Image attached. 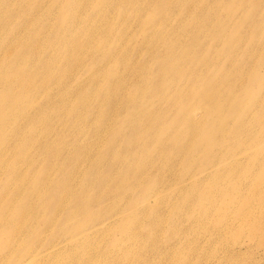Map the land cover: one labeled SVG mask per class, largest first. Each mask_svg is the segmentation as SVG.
<instances>
[{
  "label": "rangeland",
  "instance_id": "1",
  "mask_svg": "<svg viewBox=\"0 0 264 264\" xmlns=\"http://www.w3.org/2000/svg\"><path fill=\"white\" fill-rule=\"evenodd\" d=\"M98 1L100 2L97 3ZM113 1L103 3L102 0H97V2H95V0H86L87 4L84 3L85 5L82 10H79L81 12L80 19L84 21L95 19L97 13L99 14L102 12L103 16H105L107 20H111L112 22L116 21L117 23L122 20L123 22L124 18L126 20V16L123 17V15H119V10L117 7H114V9L111 10V8L114 6ZM0 2H2V0H0ZM50 2L51 0H40L39 2H34L32 0H29L28 2L20 1L17 4L18 8L13 9L14 16L11 21H7V17L1 15L2 20H6L4 23L2 20H0V29L2 28L4 30L3 36L5 37V43H8V41L11 40V32L19 36L24 35V27L27 26V20L34 16L41 20V16H46L49 12L52 13V15L46 16L45 19L54 17L55 22L53 24L48 22L44 23L43 25V27H45V31L49 35L52 34L53 27L59 19L64 22H69V19L66 16H63V12H61L57 7L55 8L56 5ZM156 2V0H145L142 1V3H140L139 0H136V2H130V0H120V5H118L119 7L125 4L137 8L139 12H137V14L128 15V21L126 24H124V26L119 27L117 29L118 31L114 32V29L109 27L110 31L115 33L110 36L112 38L110 41L111 44L118 33L122 34L123 43L115 50H117L119 53V59L122 57V55H124L125 58L119 67V71L123 77V88L121 87L120 89L119 87L115 91L113 99L116 102L119 100V98H124L128 95L135 96V103L129 104V106L125 107L127 109H124L126 117L130 111L135 108L141 109L146 107L148 109L156 108L157 110V107H160L162 104L160 95L156 94L154 89L158 85H162L161 87L166 85L170 87V89L180 90L182 95L187 94V96H197L198 93H202V90L204 91L206 89L207 84L213 85L212 88L214 87V89H217H211V91H214L208 96L206 100H204V103L207 102L210 104H217V106L220 107L219 111L215 115V118L219 116L221 112L226 115L230 114L232 109L234 110L233 114L231 113L233 115L234 121H239V118H241V120H245V118L250 119V115H253V112L255 113L252 117L258 115L257 113L260 111L263 112L264 96H262L261 92L264 94V0H199V9L203 10L198 12L200 16L203 17L205 15H212L214 17H211L208 28L206 32L203 33L205 35L202 42L198 46L194 47L191 52L189 51L191 40L193 39L194 33L195 36L196 34L200 33V28H196L192 35H186L185 29H187L188 26H186L184 30L181 29L180 31L179 28H177L178 22H176L175 19L167 20L165 22V30L163 31V35L170 37L173 36L175 31L178 35H180L168 41V43L176 47L175 53L178 56L169 59L166 63L167 66L170 67L169 77L166 75L157 77L155 75V63L159 60V58L150 57L148 55L147 49L148 43H143V36L148 33L144 26L150 20V16L157 12L156 10L154 11V4ZM94 5H96L100 11H98V9H92ZM176 8H178V10L174 11H178V13H183L186 10L185 7H182V10L180 11V5H176L174 9ZM167 10L170 11V9ZM96 21L101 23L100 20ZM163 22L164 20L162 19L155 20V24L159 26H164ZM32 24L35 25L34 21ZM156 29L157 28H153L149 35L155 37V34L158 31ZM26 30L28 29L26 28ZM41 31L42 30L37 33V39L43 46V51L40 53L39 58L44 55L46 49L50 51L52 48L57 49L59 47L58 43H54L53 41L51 42L48 37L44 36L43 38ZM2 43L3 45L0 46V59L3 58L6 53H12L11 50L14 46L13 44L9 46L7 44L4 45V42ZM111 44L108 43L104 47V51H107L108 46ZM3 50L5 52H3ZM95 50L96 49H91V54H94L95 52L93 53V51ZM188 52L191 53V56H189L190 58L187 57L185 60L186 63H177L182 60L179 57H183V54L187 55ZM53 55H57L56 52L52 53L51 56ZM119 59L115 58V60H109L108 58H102V60L93 63V61L90 59L84 58L81 61V68L77 72L73 73L74 66H71V62H69L66 66L64 64L63 67L57 58L53 64L61 70V75L58 76V78H62L59 86L50 84L48 88L42 89V91L37 94L32 92L31 96L24 99V103L2 113V116L7 118V127L4 131V134H1L2 136H8L7 133L9 129L18 128L20 134L24 136L27 132H32L35 130L39 141H42H36L34 144H32L34 146L30 149L34 151H30V149L25 150L27 154L21 156L22 159L28 160L34 152L37 153L38 151L37 155L36 153L33 154L32 161H34L35 164L30 170L27 169L24 162L17 164V173L28 178V185L34 184V178L36 176L42 175L43 171L52 164H54L52 166V169L54 170L52 176L55 183H58L60 179L62 182V177H65L63 174H66L68 170L66 169V163L71 162L70 164L72 169H74L75 175L72 176L71 183L74 187V190L79 191L81 182L80 179L83 176V171L90 167V163H92V159L95 158L96 153L98 155L100 149H104L102 141L103 138L106 136V138L109 139V134L105 129L102 128L100 129V131L102 130L100 133L101 137L94 136L95 139L91 138L92 134L97 133L98 128H96V126L98 125H96V123L94 124V119L90 117V112L95 113L98 111V100L101 98L99 95V89L102 88V85L106 82V79L104 78L103 74H101L102 72H98V75H94L92 81L96 82L94 83L96 84L94 87V93L97 94V97H93L92 100L87 103V105H83L79 108L77 107V100L75 99V93L77 90L71 93V96H67L60 101H58V96L60 95L61 91L72 90L78 81H84L86 79V76L90 74V71H98V68L106 65V63H108V69L105 70V72H107L109 69L114 70L117 66V63L115 62ZM32 62L34 64H38L39 61L33 59ZM179 65L186 69L185 73H178L177 66ZM64 71L65 74L62 76ZM134 75L139 77H133ZM140 76L148 77V79L150 78V87L149 89L141 92V94H136L134 93L133 87L136 81L142 78ZM89 80L81 83L79 86L81 87L85 85ZM112 81L115 82L117 79L114 78L111 80V82ZM225 82L229 86H227ZM130 84L132 86H130ZM178 86L181 87L179 88ZM236 86L238 88H236ZM80 87H78V89ZM218 89L221 90V92ZM120 93L122 96H120ZM163 93L164 92L162 91V94ZM168 95L169 93H167V96ZM20 96L21 95L18 93L15 95L17 99H19ZM53 99V102H58L54 107V109L58 112V115L49 121V125L46 124L43 126L39 122L42 120L43 115L35 118L32 116L30 111H24L25 107H29L30 105H43L52 101ZM259 99H262V101ZM219 100L220 103L218 102ZM171 101H173V99ZM249 107L250 111H248ZM110 110L112 111L111 106L108 107L105 105L102 107V112L100 111L98 113H100L102 117L104 116V118H107ZM111 111L109 116L110 114L112 115L114 113ZM177 112L178 111H176V109L171 112L166 111V119L162 118L164 123L157 128L154 127L151 129V132L147 131L148 133L144 134L145 140L150 139L149 136H152L160 138L163 141V135H165L166 131L170 129L174 123L178 122L176 118L178 117ZM205 113L206 111L204 110L199 111L198 116L192 122L193 126L201 125L202 121H204L205 118L207 119V116L203 117ZM246 115H248L250 118ZM85 117L87 118L85 119ZM89 118L91 120H89ZM112 119L108 118L107 122H111ZM206 119L204 121L205 125L202 134L203 137L200 141L201 144L204 145L203 147H206L205 142L211 139L214 133V126L209 124L213 119ZM122 122L123 120L120 119L119 124ZM81 123L84 125L87 123V127H82ZM145 123H141L139 127L144 126ZM147 123H149L148 120ZM124 127H126V125H123L122 127V134L124 133L123 137H126L125 139L122 137V141L118 139V144L116 143L117 146H115L119 149L118 152L120 150L131 151L132 145H129L128 142L131 141L132 138L135 139V137H138L136 131L137 126H129V124H127L125 129ZM153 130H155V133ZM39 132H43L44 134ZM127 138L130 139L128 140ZM98 140L100 142H98ZM89 141L93 142L92 147L94 150L92 147L90 148L92 151L88 149ZM85 142L87 143V149L84 147L86 146ZM54 143H56V145L59 143L57 146L58 148L60 146L62 147V145L65 147V149L62 147L63 152L65 151L64 153L59 152L56 154L55 157H57V160L54 156H52L51 152L49 154L45 153L47 149L52 152H55L58 149L53 148L55 146ZM17 145V140L13 139L8 141L0 148V188L7 186V181L11 180L15 174V171L9 172L8 168L13 163V161L16 160L15 151ZM165 145L166 146H164V148L169 147L166 148V151H169L171 146H169V144ZM127 147L130 149H126ZM73 148L74 150H71ZM109 148L110 145L106 146L105 152L109 154V161L112 162L114 166L107 168V166H109V161L105 159L103 160L105 163L102 161V165L105 164L104 167L102 166L101 168L103 171H106L109 168L112 169L113 167L117 170L120 168L122 169V167L124 169V166L127 165L128 167L125 168H130V165L134 167L137 161L143 162L150 157H154L157 160L163 159L164 161L166 156L165 154V156L163 155V157H161V154H158L153 150H149L148 152L143 151L144 147H140L136 148V151L141 149L140 152H136L133 155L130 154V156L123 155L121 156L122 158H119L121 160L115 161L111 159L113 152L109 153ZM80 150L81 152L79 154L78 152ZM133 150L135 149L133 148ZM85 151L86 153H84ZM209 153L210 150H202L200 153H198V157L196 158L197 161L201 159H209ZM145 154H147V156ZM77 155L78 161H75ZM169 155L172 154L170 153ZM81 156L85 157L80 158ZM240 159L243 161L247 159L253 160L248 164L243 163L242 165H235L227 162L212 170H207L206 172L190 179L184 183V185L175 187V189L171 190V192L165 195L162 199H159V197H153L148 201H143L139 204L137 203L136 205H130L126 201H123L122 197L116 196L115 200H112L110 203L90 205V207H88L89 216L105 211L108 206H110L109 204L113 203L112 211L115 213V216L97 225L94 229H92V231L86 234L87 236L84 234L76 237L67 236L70 237V242L63 249H59V245L55 244L52 251L48 252L45 256H42L44 252L32 256L30 264H49V261H53L52 258L54 257L53 253L55 251L64 250L70 251L78 256V258L74 260V264H264V143L258 147L252 148L250 151L240 157ZM175 160L177 162L175 166L173 165L172 169L169 165H167L168 167L166 166L162 170H158V161L153 163L154 165L152 164L148 166L146 171L149 175L148 178L151 179L144 178V187L142 189L136 190V192L131 193L129 196L127 194L128 191L123 195L129 198H134L137 200V202H139L142 201V198L144 197L141 193L142 190L146 189L147 191H153L157 188L163 191L168 189L170 190V185L173 183V179L177 181V179L182 178L181 180H183L184 177H187L188 175L200 170L197 162L194 163V165L191 164L185 166L186 168H183L184 166L179 163L180 158H176V156H174L172 161L174 162ZM84 162L86 163L83 165ZM178 164L180 165L178 166ZM180 167L183 169L181 170ZM192 168H194V170ZM33 169L35 170L33 171ZM168 169H170V171ZM179 170H181L180 173L177 172ZM246 172L249 180L252 178L258 179L260 181V185H245L243 181L245 179ZM116 176L119 177L118 174H115L110 178L113 179V181H117L118 178H116ZM212 176H214L212 184L217 185L222 181H226L227 189H230L229 187H237L241 191V193L235 194L233 196L235 204L237 205L236 210L229 212L226 214V216L221 217L212 214L209 202L207 201L208 206L203 205L202 198L196 191H194L193 187H191L192 183L194 184L197 182L200 183L207 181L208 178ZM90 177V179H93L92 175H90ZM231 177H234L235 181L230 184ZM104 178L107 179V177ZM99 179L97 175L93 179V184L98 185L97 183H101L102 176L101 178L99 177ZM19 180L20 179H18V181ZM96 180L100 182H97ZM113 181L111 184L115 183V181ZM145 181L148 182V184L145 183ZM90 185H92V183ZM204 187L205 186H202L201 189ZM189 188L193 190L187 191V193H189L188 199H191L189 201L190 211L187 215H184V217H176V214L173 211L174 206L181 203H184L185 206L188 204V201L182 202V197L185 193L183 191L188 190ZM54 189L59 190L58 187H54ZM90 189L91 191H89V196H92L96 193L97 186L95 189L92 187ZM221 205L223 204L221 203ZM143 208H145L144 214L141 213L135 219L130 216L132 212L134 213L141 211ZM172 212L175 215L172 214ZM62 214L63 211L58 212L55 215V219L52 222V227H50L51 229L44 233H42V230H39V227L42 226L45 221L44 210H40L35 215L27 216V225H29L30 229L37 230V233L39 234L36 238L29 242V244L32 245L31 251H34L31 254H34L36 251H42V247L49 243V238L52 239L55 235L61 234V232H59L61 229L60 226H58L55 230L52 228L59 222ZM179 214L182 215L180 211ZM175 223L178 224L176 225ZM73 224L74 220L72 219L68 225L73 226ZM171 225H173V227ZM151 226H153V232L150 230ZM188 228H190L192 233L195 235L187 234L186 232L188 231ZM177 229L181 232H179ZM184 230H186V232ZM17 239L18 238L15 237L12 240L16 242ZM57 240L51 244L56 243ZM0 241L9 242L10 239L8 240L0 235ZM16 245H19V242L16 243ZM22 245L25 247L26 243ZM77 245H79V247L76 248ZM19 247L22 248V246ZM129 248L133 249V251H128ZM15 252L0 251L1 264L2 262H8V258L5 257L6 255L11 256V254L13 255ZM81 255H84V257L80 258ZM17 259L18 258H14V260Z\"/></svg>",
  "mask_w": 264,
  "mask_h": 264
},
{
  "label": "bare ground",
  "instance_id": "2",
  "mask_svg": "<svg viewBox=\"0 0 264 264\" xmlns=\"http://www.w3.org/2000/svg\"><path fill=\"white\" fill-rule=\"evenodd\" d=\"M20 1L28 2L29 0H17V1L2 0V2H0V13H1L0 20H2V16H4L7 17V21L8 20L11 21V19H13L14 16L13 9L18 8L17 4ZM32 1L39 2L40 0H32ZM109 1H113V0H102L103 3H107ZM134 1L136 2V0H130V2H134ZM142 1L145 0H139L140 3H142ZM156 1L157 2L154 4V11L156 10L157 12H155L153 15L150 16V20L144 26V28L148 31V33L143 36V43H148L147 49H148V55L150 57L159 58V60L155 63L156 64V69L154 70L155 75L157 77L165 76V75L169 77L170 67H168L166 63L169 59L178 56L175 53L176 47L168 43V41L180 35H178L176 31L173 34V36L170 37H166V35H163V31L165 30V22L170 19H175L176 22H178L177 28H179L180 31L181 29L184 30V28L188 26V28L185 29L186 35H192L196 28L197 29L200 28V33L196 34V36L194 33L193 39L191 40V44H190L191 46L189 47V51L191 52L194 47L198 46L202 42L203 37L205 35L203 33L206 32L209 21L211 20V17L213 18L214 16L212 15H205L203 17L200 16L198 12H201L203 10L199 9L200 7L199 0H156ZM95 2H97V0H95ZM99 2L100 1H98L97 3ZM50 3L55 4L56 5L55 8L57 7L58 9H60V11L63 12V16H66L69 19V22H64L61 19H59L57 23L54 25L51 35H49L45 31V27H43L44 23L51 22L53 24L55 22L54 17L50 19H45L46 16L52 15L51 12H49L46 16H41V20H39V18L35 16L29 18L26 22L27 26L24 27L25 34L19 36L11 32L12 37L10 38L11 40H9L8 43H5L4 40L5 38L3 36L4 30L2 28L0 29V34H1L0 46L3 45L2 42H4V45L5 44L9 46L11 44L14 45L11 50L12 53H6L4 57L0 59V86H1L0 87V148L3 145H5L8 141L13 139L17 140L18 143L15 151L16 160H14L13 163L8 168L9 172L15 171V174L11 180L7 181V186L0 188V235L8 240L10 239L9 242L0 241V251H8V252L18 251V252L13 253V255L11 254V256L6 255L5 257L8 258V262L5 263L2 262V264H30L32 256H35L41 252H44L42 256H45L48 252L52 251L55 244L59 245L58 246L59 249H63L70 242V237L67 236L76 237L82 234L87 236L86 234L92 231V229H94L97 225L115 216V213L112 211L113 203L109 204L110 206H108V208L105 211L89 216L88 207H90V205L110 203L112 202V200L113 201L115 200L116 196L122 197V200L126 201L130 205H136L137 203L139 204L140 202L148 201L153 197L155 198L159 197V199H162L164 198L165 195L169 194L171 190L175 189V187L179 185H184V183L194 178L195 176L204 173L207 170H212L224 163L230 162V164H235V165H242L243 163L248 164L253 159H247L243 161L242 159H240V157H242L252 148L258 147L259 145L264 143V111L263 112L260 111L259 113H257L258 115L252 117L255 113L253 112V115H250L251 118L248 115H246L250 119L245 118V120L243 119L241 120V118H239L240 119L239 121L237 120L234 121L232 115L234 110L232 109L231 110L232 114L230 113L226 115L221 112V114L215 118V115L219 111L220 107L217 106V104L215 105L207 102L204 103L205 102L204 100H206L208 96L211 95V93L217 89V88L214 89V87L212 88L213 85L211 84H207L206 89L204 91L202 90V93H198L197 96H192V95L187 96V94L182 95L180 90L170 89V87L166 85H163L164 87L163 88L161 87L162 85H158L154 89H155V93L159 94L160 99H162V104L160 105V107H157L158 108L157 110L156 108L148 109L146 107L141 109L135 108L132 109L126 117L124 113V109H127L125 107L129 106V104L135 103V96L128 95L124 98H119V100H117L116 102L113 99L114 97L113 95L115 91L119 87L120 89L122 87L123 77L119 71V67L121 66L125 58L124 55H122V57L119 59L120 57L118 56L119 53L117 52V50H115L116 48L120 47L123 43L122 34L118 33L112 44L110 43V41L112 40L110 36L112 34H115L114 32L118 31L117 29L119 27L124 26V24H126V22L128 21L127 20L128 15L137 14V12H139L138 9L125 4L119 7L118 5H120V0H114L113 1L114 6L111 8V10H113L114 7H117V9L119 10V15H123V17L126 16V20L124 18L123 22L122 20H120L119 23H117L116 21L112 22L111 20H107L105 16H103L102 12H100L99 14L97 13L95 19L84 21L80 19L81 12L79 10L80 9L82 10L84 5L87 4L86 0H66V1L51 0ZM176 5L181 6V9L179 8L180 11L182 10V7H185L186 10L184 9L185 11L183 13H178V11L175 12L174 10H178V8L174 9ZM92 9L94 10L98 9V11H100V9L96 5H94ZM167 9H170V11H168ZM159 19L164 20L163 22L164 26H159L155 24V20H159ZM96 20H100L101 23H98ZM2 21L4 23L6 20H2ZM33 21L35 25L32 24ZM109 27L113 28L114 32L110 31ZM26 28L28 30H26ZM153 28H157L156 30H158L157 33L155 34L156 35L155 37L149 35L150 31ZM33 29H37V30H33ZM40 30H42L41 34H43L42 35L43 38L44 36L48 37V39H50L51 42L53 41L54 43H58L59 47L57 49L52 48L50 51L46 49L44 55L39 58L40 53L43 51V46L41 45L40 41L37 39L38 38L37 33ZM108 43L111 45L108 46L107 51H104V47ZM91 49H96L95 51H93V53L95 52L94 54H91L90 52ZM3 52L5 51L3 50ZM54 52H56L57 55L51 56L52 53ZM190 52H188L187 55L183 54V57H179L182 60L177 63L185 64L186 63L185 60L187 59V57L191 56ZM57 58L63 67L64 64L66 66L69 62H71V66L72 65L74 66L73 73L77 72L81 68V61L84 58L90 59L91 61H93V63L102 60V58L103 59L108 58L109 60L112 59L115 60V58L119 59L118 61L115 62L117 63V66L115 67L114 70L109 69L107 72H105V70L108 69L107 67L108 63H106V65L99 67L98 71H90V74L86 76V79L84 81H78L72 90L61 91L60 95L58 96L59 99L58 101H60L66 98L67 96H71V93L77 90V92L75 93L76 96L75 99L77 100V107L79 108L83 105H87V103L91 101L93 97L95 98L97 97V94L94 93V87L96 85L94 83L96 82L92 81L94 75L95 74L98 75L99 74L98 72H102L101 74H103L104 78L106 79V82L102 85V88L99 89L100 92L99 95L101 98H99L98 100V111L95 113L90 112V117L94 119V124L96 123V125H98L96 126V128H98L97 133L96 134L94 133L95 135L92 134L91 138L95 139L94 136L101 137L100 133L102 130L100 131V129L102 128L105 129L106 132L109 134V139L106 138V136L103 138L102 141H103L104 149L102 150L100 149L98 155L97 153L96 156L94 155L95 158L93 157L94 158L92 159L93 161L91 160L93 164L89 162L92 166L90 165L89 168H86V170L83 171L82 173L83 176L80 179L81 182H80L79 191L74 190V187L71 183L72 182L71 178L74 175V169H72L70 164L71 162L66 163L67 165L66 169L68 170L66 174H63L65 177H62L63 178L62 182L60 179L58 183H55L54 178L52 176V173H54L52 166L54 164H52L43 171L42 175L36 176L34 178L33 180L34 184L28 185L29 182L28 178L23 177L22 175L17 173V164L20 162H24L26 164L27 169L30 170L35 164V162L32 161V159H33V154L36 152H34L31 155V157H29L28 160L22 159L21 156L27 154L25 150L32 148L34 146L32 144H34L36 141L38 142H42V141H39V138L37 137V133L35 130L32 132H27L26 135L24 136L20 134L18 128L9 129L7 133L8 136L1 135L2 133L4 134V131L7 127V118L3 117L2 113L7 112L11 108H14L24 103L23 102L24 99L26 97L31 96L32 92L37 94L40 91H42V89L48 88L50 84L59 86L60 81L62 80L61 77L58 78V76L61 75V70L60 68H58L53 64V62L56 61ZM33 59L38 60L39 61L38 64H34L32 62ZM177 68L179 74H183L186 71V69L184 67H181L180 65L177 66ZM64 74L65 71L63 72L62 76H64ZM135 76L137 75H134L133 77ZM140 77L142 78L140 80H137L133 87L134 93L136 94H141V92L149 89L150 87L149 85L150 78L148 79V77H143V76ZM114 78H116L117 81L111 82V80H113ZM87 80L89 81L85 85L81 87L79 86L81 83ZM225 84L227 85L226 82ZM130 86L132 85L130 84ZM78 87L80 88L78 89ZM178 87L180 88L181 86ZM236 88L238 87L236 86ZM211 89L214 90L211 91ZM162 91L164 92L163 94ZM219 91L221 92V90ZM17 93L21 95L19 99L15 97ZM167 93H169L168 96ZM261 94L262 96H264L262 92ZM120 96H122L121 93ZM172 99L173 101H171ZM262 99L259 100L262 101ZM53 101L54 99L46 104L38 105V106L30 105L29 107H25L24 111H30L32 113V116L35 118L39 117L40 115H43L42 120H40L39 122L43 126H45L46 124L49 125V121L58 115V112L54 109L55 105L58 102L56 101L53 102ZM218 102L220 103V100ZM105 105L108 107L111 106V109L114 112L112 114L113 119L111 114L109 116L111 110L109 111L107 118L105 117L106 119L104 118V116L102 117L101 114L98 113L100 111L102 112V107ZM175 109L176 111H178L177 112L178 117H176L178 122L174 123L170 127V129L166 131L165 135H163L164 136L163 141L160 138L152 137V136H149L150 139L145 140L144 134L148 133L147 131H150L154 127L157 128L164 123L162 118L166 119L165 117L166 111L171 112ZM262 109H258V110H262ZM201 110L206 111L203 117L207 116V119L208 118L213 119L210 121L209 124L214 126L213 137L209 139L207 142H205L206 147H203L204 145L201 144L200 142L203 137L202 134L205 125L204 121L206 118L204 119V121H202L201 125L193 126L192 123L193 120L198 116L199 111ZM248 111H250V107ZM86 118L87 117H85V119ZM108 118H111L112 121L107 122ZM120 119H122L123 122L119 124ZM146 119L149 121V123H147ZM89 120L91 119L89 118ZM141 123H145V124L144 126L139 127ZM82 124L83 123H81L82 127H85L87 125V123L85 125ZM127 124H129V126L130 125L137 126L136 131L138 137H135V139L132 138V140L128 142L129 145H132L131 151L120 150L118 152L119 149L115 146H117L116 143L118 139L121 140L123 137L124 134V133L122 134L123 125H126L127 127ZM126 127H124V129ZM153 132L155 133V130H153ZM39 133L44 134L43 132H39ZM125 137L123 138L125 139ZM91 138L89 139L92 140ZM130 138L127 139L129 140ZM99 140L98 142H100ZM54 144L56 147L54 145H53L54 147L53 146L52 147L57 149L59 143L57 145L56 143ZM92 144L93 142L89 141L88 149L92 147ZM165 144H169V146H171L170 150L173 151H170L169 149L167 150H169L170 152L166 151V148L169 147L164 148V146H166ZM108 145H110L109 153L113 152L112 153L113 156L111 159L115 161L121 160L119 158L123 155L130 156V154L133 155L136 152H140L141 149L136 151V148H140V147H144L143 151L148 152L149 150H153L156 151L158 154H161L162 155V156L160 155L161 157H163V155L165 156V154L166 156L164 161L163 159L157 160L154 157L153 158L150 157L143 162L137 161L134 167L130 165V168L132 167L131 169L125 168L128 167L127 165L124 166V169L122 167V169L120 168L117 170L116 168L113 167L114 169L109 168L108 170L103 171L101 169L102 166L104 167L105 165L104 164L105 162L103 160L106 159L109 161L110 159L109 154L105 152V148ZM62 147L60 146L55 152H52L47 149L45 153L49 154L51 152L52 156L55 157L56 154H58L59 152L61 153L65 152V151L63 152ZM84 147H86L87 149V143L86 146ZM129 147H127L126 149H130ZM63 148L65 149V147ZM133 148L135 150H133ZM92 149L94 150L93 147ZM31 150L32 149H30V151ZM71 150H74V148ZM202 150H210L209 153L210 158L205 160L201 159L197 161L196 158L198 157V153H200ZM80 152L81 150L78 153L80 154ZM84 153H86V151ZM170 153L172 155H169ZM78 155L75 161L77 160ZM145 155L147 156V154ZM174 156H176V158L177 157L180 158L179 163H181L184 166L183 168H186L185 166L191 164L194 165V163L197 162V165L200 170L188 176L186 175L187 177H184L183 180H181L182 178L177 179V181L173 179V183L170 185L171 186L170 190L168 189L163 191L160 190L159 188L153 191L150 190L151 192L147 191L146 189L142 190L141 193L143 194L144 197L142 198V201L139 202H137V200L134 198H129L123 195L128 191L127 194L129 196L131 193H134L136 192V190H140L144 187L143 179L148 178L149 176L147 174L146 168H148V166L152 165L153 163L158 161V165H157L158 170H162L167 165H169L170 168L172 169L173 165L175 166L177 162L176 160L174 162L172 161V159H174ZM82 157L85 156H81L80 158ZM55 159L57 160V157H55ZM102 161L104 162L103 163L104 165H102ZM85 163L86 162H84L83 165ZM108 163L107 164L109 166H107V168L114 166L112 162L109 161ZM179 165L180 164H178V166ZM192 169L194 170V168ZM34 170L35 169H33V171ZM168 170L170 171V169ZM181 170L177 172L180 173ZM115 174L119 175V177L116 176L118 180L117 181L114 180L115 183L111 184L113 179H111L110 177ZM90 175L93 176L92 177L93 179L97 175H98V179L99 177L101 178L102 176L101 183H97L98 185L95 184L97 186V189H96V193L92 196H89L90 193L89 191H91L90 188L92 187L95 189L96 186L93 184V179H90L91 178ZM104 177H107V179ZM18 179L20 180L18 181ZM213 179L214 176L208 178V180L204 182H200V183L197 182L194 184L192 183L191 187H193L194 191H196L198 195L202 198L203 205L208 206V202H209L211 206L212 214L221 217L226 216V214H228L229 212L236 210L237 205L235 204V200L233 196L235 194L241 193V191L237 187L234 188L229 187L230 189H227L226 181H222L219 184L214 185L212 184ZM234 181L235 178L231 177L230 184L233 183ZM91 183L92 185H90ZM145 183L148 184V182L146 181ZM243 183L247 186L260 185V181L258 179L252 178L249 180L247 177V172L245 173V179ZM202 186L205 187L201 189ZM54 187H58L59 190H55ZM190 188L188 190L183 191L185 193L182 197V202L188 201L187 202L188 204L186 203L187 205L185 206L184 203H181L174 206L173 211L175 212L176 217L179 218L180 216L184 217V215H187L190 211L189 201L191 199H188L189 193H187V191L192 190ZM221 203L223 205H221ZM42 209L45 212L44 215L45 221L43 225L39 227V230L43 231V232L41 231L42 233L47 232L49 229H51L50 227H52V222L55 219V215L58 212L63 211L62 217L60 218L59 222L55 224L52 228L53 230H55L58 226H60L61 229L59 232H61V234L55 235L52 239L49 238V243L42 247V251H36L34 254H31L34 251H31L32 245L29 244V242L34 238H36L39 234L37 233V230H32L29 228V225H27V221H28L27 216L35 215ZM144 210L145 208H143L141 211L138 212H134V213L132 212L130 216H132V218L135 219L141 213L144 214ZM179 211L182 213V215L179 214ZM172 214L174 213L172 212ZM72 219L74 220V224L73 226H69L68 223ZM171 226L173 227V225ZM152 227L153 226L150 227L151 232H153ZM187 230H188L187 232L186 230H184L187 234H193L190 228H188ZM15 237L18 238L16 242L12 240ZM84 238H88V237H84ZM55 240H57L56 243L51 244ZM18 242L19 245H16V243ZM25 243L26 246L24 247L22 244ZM19 246H22V248H20ZM77 247H79V245H77L76 248ZM128 251H133V249L129 248ZM53 254H54V257L52 258L53 261H49V264H74V260L78 258L76 254H73L72 252L66 250L55 251ZM66 254H70V255H66ZM83 257L84 255L80 256V258ZM14 258H18V259L14 260Z\"/></svg>",
  "mask_w": 264,
  "mask_h": 264
}]
</instances>
